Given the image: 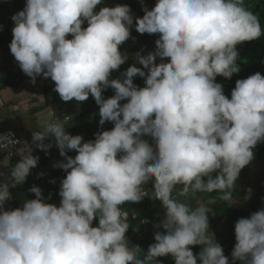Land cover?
<instances>
[{
    "label": "clouds",
    "instance_id": "1",
    "mask_svg": "<svg viewBox=\"0 0 264 264\" xmlns=\"http://www.w3.org/2000/svg\"><path fill=\"white\" fill-rule=\"evenodd\" d=\"M101 3L26 0L11 17L9 49L30 81L50 78L65 102L91 95L99 124L113 127L86 142L66 132L59 118L32 132V145L47 150L44 141L52 138L64 158L54 165L66 172L61 199L59 206L48 203L32 186L33 199L4 208L10 189L37 166L28 146L0 181V264H160L161 257L174 264H229L209 230L212 209L192 207L174 192L185 198L216 192L235 203L240 172L264 142V76L238 79L230 98L216 77L240 71L237 46L260 39L264 28L245 0H156L134 25L140 34H158L155 50L137 53L143 67L129 66L122 79H113L128 59L120 46L131 37L134 16L126 4L95 11ZM136 76L143 87L133 83ZM108 88L114 95L104 98ZM11 136L0 135V150L19 143ZM146 196L159 201L164 219L157 215L162 231L145 252L130 246L122 206ZM234 236L231 264H264V208L239 218ZM196 245L201 250L194 255Z\"/></svg>",
    "mask_w": 264,
    "mask_h": 264
},
{
    "label": "trees",
    "instance_id": "2",
    "mask_svg": "<svg viewBox=\"0 0 264 264\" xmlns=\"http://www.w3.org/2000/svg\"><path fill=\"white\" fill-rule=\"evenodd\" d=\"M24 1L26 2V0ZM107 1L111 3V6H115L117 4L128 5L134 16L133 26L131 28V37L123 45L120 46V51L127 54L128 59L126 60V62H128L129 60H131V58L134 59L140 47L147 44L154 36L153 34L150 35L147 33L140 34L135 30V17H142L144 15L143 11L137 13V3L139 0ZM155 3L156 0L154 4L148 9L151 10L152 7H154ZM245 4L249 8V10H251L258 17L262 28H264V0H245ZM18 11L21 10L18 9L17 12ZM12 26H14L12 20H10L8 23H0V45L5 42L6 38L10 37V30ZM137 34L140 35L139 39H136ZM154 50L155 47L152 51ZM237 51L239 54L237 63L240 67V71L233 74V76L229 79H225L220 76L216 77V82L222 85L224 95L228 98H230L231 91L235 87V82L238 79H246L250 75H253L257 72L264 76V36H262L260 39L244 42L241 45H238ZM123 65L124 64H122L117 71H114L111 74V78L122 79L121 73L124 72V70L122 71ZM132 65L141 68L143 67L138 63H129V66ZM27 78L28 76L25 75L21 69H19L12 77L0 79V90L2 88H16L22 85L27 80ZM38 78H42L44 82H46L45 88L43 90V98L47 100L48 97H50L48 94V88L52 86L55 87L54 82L50 78L46 79L40 76H38ZM47 82H49L48 85ZM102 95L104 96V98H109L114 95V90L111 88L103 90ZM125 102L126 101H121L120 103L123 104ZM93 103H95V100L91 96V100L87 102V105ZM88 109L89 106L83 111L86 113ZM31 110L32 112H35L38 109L36 107L32 108ZM77 117L78 119H80L81 114H78ZM100 127L102 128V130H97V133L104 130H110L113 127V124L111 122H105V124L100 125ZM6 129H11V127L6 123L0 121V132ZM78 129L79 128L72 129V132H76ZM88 132V138L91 140L92 136H94L93 130H89ZM145 139H148L149 142H151L150 138L145 137ZM46 141L47 140H45L44 143ZM28 146L32 147V155L39 158L37 166L31 169L30 174L26 177V180L23 184L10 189L11 199L8 200L4 205V208L6 210L21 207L24 200L33 199L34 193L29 191L32 186H36L42 190V195L46 198V202L53 203L59 206V202L61 199L58 195L60 181L65 177L66 172L59 167H55L54 165L57 162L62 161L64 158L60 156L59 149L56 147V145L48 153H46V150L38 149L32 144L25 145L24 150H26ZM253 152L254 159L248 166L241 170L239 178L237 180L238 185H241L243 190L239 191L237 184L234 187L235 203L231 205L226 204L224 201L219 199V193L216 192L197 193L194 195L190 193L187 198L179 194V192L181 191L180 189L174 192V195L177 199H186V202L189 203L192 207H196L198 203H202L212 209V212L209 214V230L214 234V236L217 235L216 232L218 233V229H220L221 227L230 229L231 226H233L239 218H247L252 213L264 208V178H261L263 176H257L258 178H255L254 183L251 185V187L250 185L245 184L244 180L241 179L249 170L258 165L259 166L256 167L255 170L258 171L259 169L263 168L264 172V142L258 143L253 149ZM67 155L74 157L76 153L75 151H70L67 153ZM53 160H55V162H53ZM146 189L151 191V183L146 185ZM249 189L251 190L250 193L247 191ZM246 192H248V194H246ZM237 193L242 194V196L244 194L245 196L249 197L246 200V204H244L245 202L239 201V198L235 196ZM122 210L133 212L136 215L135 219L129 220L130 227L126 232V237L129 241L130 246L138 245L142 250L146 252L148 246L154 242V233L156 231H162V229L159 228H151L149 222L153 220V217L155 215L158 214L162 215L164 219L163 208L160 206L159 201L150 199L146 196L139 203H126L122 206ZM93 223L95 225L97 221H94ZM231 232L232 233L229 232V234L221 236L218 240V243L223 248L224 255L229 259V264H231V252L235 244L234 228ZM200 250L201 246H192L194 255L198 254ZM158 259L160 260V264H174V261L171 257H161ZM237 264H239V262H237Z\"/></svg>",
    "mask_w": 264,
    "mask_h": 264
},
{
    "label": "crops",
    "instance_id": "3",
    "mask_svg": "<svg viewBox=\"0 0 264 264\" xmlns=\"http://www.w3.org/2000/svg\"><path fill=\"white\" fill-rule=\"evenodd\" d=\"M25 3L26 2L24 0H0V23H8L11 20V17L17 12L19 7H21V10H23ZM13 27L14 26H12L10 30V37L6 38L5 42L0 45V79L12 77L20 69L18 62L15 60L9 49ZM134 58H136V56ZM36 79L39 78L37 77ZM42 81L45 88L46 82H44L43 79ZM29 82L30 78L28 77L22 85L16 88H2L0 90V95L6 103L5 107L0 110V121L9 125L11 129L20 135L23 138V143L25 145L28 144L29 138L32 137V132L35 130H40L46 122L51 120L54 113H56V111L60 110L61 108H66L68 110V112L71 114L73 122V119H78V114H80L89 106V109L85 113L84 117L78 119V122H83L88 115L94 112L95 107L98 106L96 102L87 105V102L91 100V95H89V98L83 102H77L75 100L68 102L62 101L60 100L58 93L54 91V86L48 88L52 94H49L48 91L50 97H48L47 100H45L43 97L40 98V92L36 89L27 93L25 91H21L23 87L28 88ZM52 103H55V106L52 107L51 114L44 115V108L52 106ZM36 107L38 110L32 112L31 109ZM72 122L66 124L65 131L71 135H81L83 137V141H89L90 139L88 138V131L79 132V129H81V127H85V125H79L78 122ZM75 128L79 129L76 132H72V129ZM96 130H93L94 134L97 133ZM93 139L94 136H92L91 140ZM53 162H55V160H53ZM9 171V161L4 160L3 165L0 168V181H3L5 178H7ZM229 230L230 229L226 227L222 228V230L218 229L220 232L218 240L223 233L226 234L225 231Z\"/></svg>",
    "mask_w": 264,
    "mask_h": 264
},
{
    "label": "rangeland",
    "instance_id": "4",
    "mask_svg": "<svg viewBox=\"0 0 264 264\" xmlns=\"http://www.w3.org/2000/svg\"><path fill=\"white\" fill-rule=\"evenodd\" d=\"M154 2H155V0H139L138 1V3H137V13H140V12H142L143 11V7H147V8H149L150 6H152L153 4H154ZM105 6H107V7H113V6H111V3L109 2V1H102V7H105ZM19 9L21 10V7H19ZM17 13V12H16ZM87 25H86V23L84 24V25H82V27H86ZM153 38L147 43V44H145V45H142L141 47H140V49H139V51H138V53L140 54V55H147L149 52H151L153 49H154V47H155V41H156V39H158L159 38V36H158V34H153ZM67 38H69V39H71V37H67ZM140 38V35L139 34H137L136 35V39H139ZM137 55V54H136ZM135 55V56H136ZM130 61V62H129ZM128 62H125L124 63V65H123V68H122V71L124 70H126L128 67H129V63H137L136 62V58H134V59H132L131 58V60H129ZM160 62V59L159 58H157L156 59V63H159ZM144 71L147 73V70L146 69H144ZM133 83L137 86V87H143L144 86V79L142 78V77H139V76H136L135 77V79H134V81H133ZM40 87H42V88H40ZM38 90L39 92H40V98H42L43 96V89H44V83H43V81H42V79H36L35 80V83H32L31 81L29 82V86H28V88H26V87H23L22 88V90L21 91H25L26 93L27 92H31V91H34V90ZM49 91V94H52L51 93V91H50V89L48 90ZM6 98V97H5ZM60 100H61V98H60ZM53 105L52 106H50V107H47V108H44V110H45V114L44 115H50L51 114V109H52V107H54L55 105V103H52ZM95 107V106H94ZM98 112H99V107L98 106H96L95 107V109H94V112L92 113V114H90V115H88L85 119H84V121L83 122H78V119H76V118H74L73 119V122L72 123H76V122H78V124L79 125H82V124H84V125H86V127L85 128H83V127H81V129H79V132H85V131H89V130H96V128H97V130H102V128L100 127V125H99V115H98ZM74 114H76V113H74ZM81 118L82 117H84V115H85V112L84 111H82L81 113ZM88 125H90V126H88ZM96 130V131H97ZM259 166V165H258ZM258 166H255V167H253L251 170H249L241 179H243L244 180V182H245V184H248V185H250V187H251V185L254 183V180H255V178H258L259 176L261 177V176H263V177H261V178H264V172H263V168L262 169H259L258 171L257 170H255V168L256 167H258ZM258 176V177H257ZM236 184H237V186H238V190L239 191H242L243 190V188H242V186L241 185H238V183L236 182ZM146 187V186H145ZM238 192V191H237ZM246 194H248V192H246ZM237 198H239V201L240 202H245L244 204H246V200H245V195L243 194V196H242V194H236L235 195ZM49 203V202H48ZM160 219H161V217H160ZM233 228H234V225L233 226H231V228H230V230L229 231H225L226 232V234H229V232L230 233H232L231 231H233ZM220 230H222V227L220 228ZM216 236H214V238H215V240L216 241H218V237H219V235H220V232L218 231V233L216 232ZM225 233H223L222 234V236H224V235H226Z\"/></svg>",
    "mask_w": 264,
    "mask_h": 264
},
{
    "label": "built area",
    "instance_id": "5",
    "mask_svg": "<svg viewBox=\"0 0 264 264\" xmlns=\"http://www.w3.org/2000/svg\"><path fill=\"white\" fill-rule=\"evenodd\" d=\"M101 7H102V3L96 6L95 11H99V9ZM68 37H71V35L69 34ZM48 84H49V82H47V85ZM5 105H6L5 101L2 98V96L0 95V110L3 109L5 107ZM56 118L61 119L65 124H68L72 121V117L66 108H61L60 110L56 111V113H54V115L52 116L50 121H54ZM8 133L12 134L11 139L19 141V143H17L14 146V148H9L8 150H0V168L3 165V161L8 160L9 161V167L11 169L15 165L17 160L19 159L20 154L23 152V150L25 148V144L23 143V138L20 135H18L13 129H6L4 131H1L0 135H4V134H8ZM45 143L51 145V147L46 150V153H48L54 148L55 141L52 138H49V139H47V141ZM28 144H32V137L29 138ZM128 214H129L128 215V221L135 219L136 215L133 212H128ZM149 223H150L151 228L157 229L158 228L157 226L159 225L157 215L154 216L153 220H151Z\"/></svg>",
    "mask_w": 264,
    "mask_h": 264
}]
</instances>
